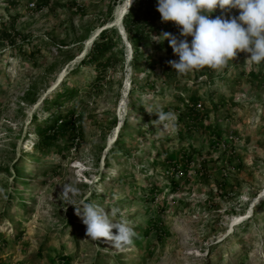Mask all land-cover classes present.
<instances>
[{"label":"rangeland","instance_id":"rangeland-1","mask_svg":"<svg viewBox=\"0 0 264 264\" xmlns=\"http://www.w3.org/2000/svg\"><path fill=\"white\" fill-rule=\"evenodd\" d=\"M124 2L49 0L35 11L34 0H0V30L25 36L13 47L0 40V264H60L59 254L65 264H264V62L241 51L222 69L178 74L157 37H191L155 6L144 17L158 30H147L133 62L116 22ZM238 15L217 8L210 18ZM103 29L119 37L97 82L79 62ZM63 88L77 94L53 108ZM190 100L196 122L182 115ZM70 110L78 140L34 151L35 126ZM16 161L24 180L13 179ZM66 188L78 189L67 194L77 204L116 208L137 233L133 245L91 241Z\"/></svg>","mask_w":264,"mask_h":264},{"label":"clouds","instance_id":"clouds-1","mask_svg":"<svg viewBox=\"0 0 264 264\" xmlns=\"http://www.w3.org/2000/svg\"><path fill=\"white\" fill-rule=\"evenodd\" d=\"M133 1L128 0L127 9ZM217 8L237 9L239 15L210 18ZM156 11L162 22H174L181 37H191L190 42L167 32L157 37L168 40L178 57L169 64L180 75L205 66L222 69L241 51L249 53L248 59L257 65L264 62V0H156ZM77 191L64 189L66 205H72L81 217L91 241L103 238L117 250L133 245L137 233L127 222L114 219L118 214L116 208L109 211L90 203L77 204L67 196Z\"/></svg>","mask_w":264,"mask_h":264},{"label":"trees","instance_id":"trees-1","mask_svg":"<svg viewBox=\"0 0 264 264\" xmlns=\"http://www.w3.org/2000/svg\"><path fill=\"white\" fill-rule=\"evenodd\" d=\"M35 11L41 10L43 7L49 5V0H34ZM10 5H15L14 2H9ZM152 6L156 7V0H134L130 5L127 13L123 16L122 21L124 24L125 32L128 35V39L132 48V60L137 62L141 55V48L146 39L147 30L153 27L154 30L158 28L153 24V16L151 18L144 17V14L150 15L152 11ZM146 12L140 14L141 8ZM153 13V12H152ZM19 37L21 40L25 39L23 34H19L13 26L9 30L2 29L0 30V40L6 41V43L11 47L15 46L16 38ZM117 32L113 29H103L98 38L92 42L89 52L84 56V58L79 62V66H92L93 70L96 73L95 80L97 82L100 79L104 78V73L109 65V58H105V55L113 49L115 46L114 39L118 38ZM20 47V46H19ZM21 49V47L19 48ZM74 71V70H72ZM250 76L257 79L258 76L254 73H250ZM77 94L75 88H63L58 90L55 94V97L51 100L53 108H58L63 104L65 100H71ZM191 104L185 108V117L192 122H196L200 117V114L197 112V101L190 100ZM46 104V100L44 101ZM46 110L49 108L46 106ZM74 117V111L63 112H53L51 118L44 125L38 124L35 126L37 142L34 147V151H45L50 146L58 142L60 139H65L66 141H75L78 140L81 132L76 130L75 124L77 122ZM35 119V118H34ZM120 138L114 140L115 149H119L117 146L119 144ZM25 156L29 155V152L23 154ZM32 155V153H31ZM19 161H16L12 167L13 179L14 180H24L26 172L24 167L18 166ZM151 229H156V224L151 225ZM70 257L68 255L59 254L57 255V261L60 264H65L69 261Z\"/></svg>","mask_w":264,"mask_h":264},{"label":"bare ground","instance_id":"bare-ground-1","mask_svg":"<svg viewBox=\"0 0 264 264\" xmlns=\"http://www.w3.org/2000/svg\"><path fill=\"white\" fill-rule=\"evenodd\" d=\"M133 1V0H132ZM128 0H125V2H124V4L117 10V14H116V22H118L119 21V19H121L122 17H123V15L128 11ZM107 26H111V23L110 24H108ZM93 39H94V36H91L88 40H87V42H86V45L87 46H89L91 43H92V41H93ZM84 51H82V56H84ZM61 79L62 78H60L58 81H57V83H59L60 81H61ZM56 83V84H57ZM109 145H110V143H109Z\"/></svg>","mask_w":264,"mask_h":264}]
</instances>
